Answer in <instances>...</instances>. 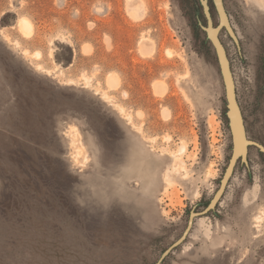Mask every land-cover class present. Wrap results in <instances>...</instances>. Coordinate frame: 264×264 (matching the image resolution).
Wrapping results in <instances>:
<instances>
[{
  "label": "rangeland",
  "instance_id": "1",
  "mask_svg": "<svg viewBox=\"0 0 264 264\" xmlns=\"http://www.w3.org/2000/svg\"><path fill=\"white\" fill-rule=\"evenodd\" d=\"M205 1L0 0V264H264V0H221L247 157L160 262L234 152Z\"/></svg>",
  "mask_w": 264,
  "mask_h": 264
},
{
  "label": "water",
  "instance_id": "2",
  "mask_svg": "<svg viewBox=\"0 0 264 264\" xmlns=\"http://www.w3.org/2000/svg\"><path fill=\"white\" fill-rule=\"evenodd\" d=\"M214 1L219 7V12H220V17H221L220 25L217 28L214 27L213 19L209 11V6H208L207 1H205L204 3V11L208 19V23H209L208 31H209L211 40L216 48L217 54L219 56L222 73H223L224 80L226 83L228 106H229L230 116L232 118L233 133H234V152L230 159L228 167L224 173V176L221 179L220 186L218 190L216 191V193L214 194L213 198L208 202L206 207L203 208L202 210L200 211L193 210L191 212L188 225L183 235L180 237V239H178L173 245H171L167 249V251L164 253L162 258L160 259V262L165 258L166 255L172 252L174 248L182 244L187 239V237L189 236L194 226V222L197 217L207 215L211 211L216 210L220 200L225 194V191L233 175V172L237 165L238 160L241 157L243 159H246L247 146L249 143H251V141L248 140L247 135H246L244 119L242 116L240 105L237 100L235 82H234V78H233V74H232V70L230 66V61L227 56L226 49L219 37V32L223 26H227L230 29L228 15H227V12L224 8L222 1L221 0H214ZM258 145L264 150V146L260 144Z\"/></svg>",
  "mask_w": 264,
  "mask_h": 264
},
{
  "label": "bare ground",
  "instance_id": "3",
  "mask_svg": "<svg viewBox=\"0 0 264 264\" xmlns=\"http://www.w3.org/2000/svg\"><path fill=\"white\" fill-rule=\"evenodd\" d=\"M22 19H23V20H21V22H22V23H21V24H22L21 27H23L22 29H23V30H26V31H30V30H31V27H32V26H31V22L28 21L27 18H22ZM28 33H29V32H28ZM263 102H264V101H263ZM256 103H257V102H256ZM263 109H264V108H263ZM260 116H261V114H260ZM257 119H258V118H257ZM261 120H262V119H261ZM213 136L215 137V135H213ZM214 137H213V139H215ZM217 140H218V139H217ZM217 140H215V141H217ZM212 141H214V140H212ZM211 143H212V142H211ZM213 143H214V142H213ZM183 144H184V148H185V149L188 148V147H186V146H187V145H186L187 143H186V144L183 143ZM183 144H182V145H183ZM185 145H186V146H185ZM212 146H213V145H212ZM182 148H183V146H182ZM185 149H183L182 152H183ZM179 150H180V149H179ZM186 151H187V150H186ZM182 152L180 151V153H182ZM172 153H174V152H172ZM180 153H179V154H180ZM168 154H169V152H168ZM183 154H184V152L182 153V155H183ZM168 156H171L172 158H171V157H170V158H171L172 160H174V161H175V160L178 161L180 158H183L182 156H178V153H176V154L174 153V154H172V155H168ZM176 157H179V159H176ZM181 160H183V159H181ZM181 160H180V161H181ZM180 161H179V162H180ZM182 162L185 163V161H181L180 164H181ZM177 163H178V162H177ZM172 164H173V163H172ZM174 164H176V163H174ZM184 165H185V164H184ZM173 166H174V165H173ZM178 166H179V165L176 164L174 168H177ZM180 167H181V166H180ZM174 168H173V169H174ZM210 168H211V167H209V169H210ZM181 169L183 170V168H181ZM184 169H185V168H184ZM182 170H181V171H182ZM207 170H208V169H207ZM174 171H175V169H174ZM176 171H178V168H177ZM176 171H175V172H176ZM179 171H180V170H179ZM181 171H180V175H181V177H182ZM187 171H189V169H188ZM187 171H186V172H187ZM210 171H211V169H210ZM210 171H209V173H210ZM176 173L179 174V172H176ZM182 173H184V172H182ZM188 173H189V172H188ZM209 173H207V174H209ZM184 174H185V173H184ZM188 175H189V174H187V176H188ZM184 177H185L184 179H189V176H188V178H186V176H184ZM182 178H183V177H182ZM257 217H258V219H263V217H261V215H258ZM259 221H262V220H259Z\"/></svg>",
  "mask_w": 264,
  "mask_h": 264
}]
</instances>
